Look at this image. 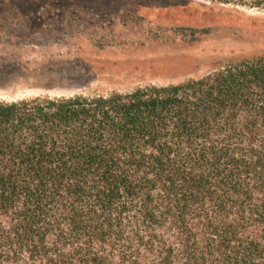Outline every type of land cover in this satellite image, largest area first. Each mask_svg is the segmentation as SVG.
<instances>
[{
  "label": "trees",
  "instance_id": "1",
  "mask_svg": "<svg viewBox=\"0 0 264 264\" xmlns=\"http://www.w3.org/2000/svg\"><path fill=\"white\" fill-rule=\"evenodd\" d=\"M0 264H264V55L0 101Z\"/></svg>",
  "mask_w": 264,
  "mask_h": 264
},
{
  "label": "rangeland",
  "instance_id": "2",
  "mask_svg": "<svg viewBox=\"0 0 264 264\" xmlns=\"http://www.w3.org/2000/svg\"><path fill=\"white\" fill-rule=\"evenodd\" d=\"M264 55V0H0V101L130 91Z\"/></svg>",
  "mask_w": 264,
  "mask_h": 264
}]
</instances>
